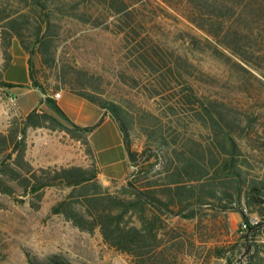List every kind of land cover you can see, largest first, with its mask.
Instances as JSON below:
<instances>
[{
    "label": "trees",
    "instance_id": "obj_1",
    "mask_svg": "<svg viewBox=\"0 0 264 264\" xmlns=\"http://www.w3.org/2000/svg\"><path fill=\"white\" fill-rule=\"evenodd\" d=\"M165 8L179 12L206 36L201 40L183 33L193 49L253 79L257 77L252 71L264 74V0H0L4 65L11 61L7 50L15 39L26 53L37 52L43 67L59 70L52 43L64 19L103 28L121 35L126 43L144 42V16L163 14ZM152 52L161 62L169 59L170 83L181 87L177 99L189 107L197 134L184 129L179 140V133L170 136L163 131L158 115H138L120 100L101 97L95 87L86 90L64 80L72 93L118 122L130 162L122 184L100 183L93 161L86 167L33 169L25 164L29 128L64 131L86 144L90 128L77 127L84 133L80 136L45 112L33 110L13 119L6 134L0 135V152L17 154L13 161L25 168L20 183L27 194L40 198L47 187L70 189L50 212L80 232L97 230L106 246L127 255L134 264H185L187 258L200 264L212 258L225 264H264V160L258 167L252 165L238 142L249 133V124L225 103L197 93L187 78L199 79V74L188 60L174 53L162 57ZM139 57L151 66L143 52ZM30 80L32 88L50 95L32 71ZM52 108L65 118L54 103ZM136 139L143 140L141 151L132 148ZM228 212H240L242 222L233 240L220 242L215 234L227 232ZM216 213L223 215L221 228L206 219ZM251 215L258 217L257 223L250 221ZM183 220L193 222L194 230L188 232L180 225ZM27 258L30 264H66L55 257L38 260L27 253Z\"/></svg>",
    "mask_w": 264,
    "mask_h": 264
},
{
    "label": "rangeland",
    "instance_id": "obj_2",
    "mask_svg": "<svg viewBox=\"0 0 264 264\" xmlns=\"http://www.w3.org/2000/svg\"><path fill=\"white\" fill-rule=\"evenodd\" d=\"M165 11L157 16L146 13L142 35L145 41L140 43H126L121 35L103 28L62 20L59 35L52 43L59 70L43 67L37 52L26 53L15 39L10 41L7 52L11 59L16 48L28 54L30 71L36 82L50 95L66 87L64 80L86 90L95 87L102 93L101 97L120 100L125 106H131V110L138 115H158L163 131L170 136L179 133L178 139L181 140L184 129L195 134L199 131L189 107L177 99L181 87L170 83L172 77L166 67L169 59L164 58L165 61L161 62L151 56L152 50L162 57L174 53L188 60L194 66L195 74H199V79L187 78L199 95L225 103L249 124V133L238 142L247 159L258 167L264 160V74L252 71L257 77L253 79L248 74L237 73L207 52L193 49L188 43L189 38L183 33L201 40H205L206 36L179 12L168 8ZM141 52L150 62V67L139 57ZM4 64V46L0 37V135L6 134L13 119L25 117L14 91L2 85L7 68ZM7 76L21 77L20 68L13 67ZM33 89L35 91L29 96L31 103L37 95L42 94L38 88ZM10 95L16 98L15 105L8 101ZM151 95L154 97L150 98ZM52 103V98L42 96L34 110L53 116L57 122L66 124L83 136L84 133L78 131L77 126L54 111ZM25 144L23 162L33 169L71 165L84 167L92 162L88 146L64 131L29 128ZM2 148L0 145V150ZM132 148L141 151L143 140L136 139ZM9 152H0V264H30L27 253L38 260L55 257L66 264H134L127 255L106 246L97 230L92 234L80 232L62 216L50 212L51 207L70 189L47 187L41 191L40 198L27 194L20 183L24 180L25 168L13 161L17 154ZM122 183L116 182L115 185ZM252 218L258 219L255 215H251ZM206 219L213 220L217 227L223 226L224 218L219 213ZM241 222L240 212H228V230L226 233L218 230L216 240H233ZM180 225L188 232L194 230L193 222L183 220ZM185 264L200 263L187 258ZM208 264H225V261L212 258Z\"/></svg>",
    "mask_w": 264,
    "mask_h": 264
},
{
    "label": "crops",
    "instance_id": "obj_3",
    "mask_svg": "<svg viewBox=\"0 0 264 264\" xmlns=\"http://www.w3.org/2000/svg\"><path fill=\"white\" fill-rule=\"evenodd\" d=\"M28 59V54L22 49L16 48L5 70L4 82L12 86L10 90L14 91L17 100L20 101L21 112L26 116L33 111L37 106V100L42 96L52 98L54 104L64 113L71 124L79 128L91 129L90 132L85 134L86 145L98 170L97 178L100 183L107 186L112 182H123L130 171V162L124 134L118 122L105 110L72 93L66 87L61 90L58 99H54L53 94H41L37 95L31 103L29 96L35 90L30 86ZM13 67L20 68L21 77L16 79L7 76V73Z\"/></svg>",
    "mask_w": 264,
    "mask_h": 264
},
{
    "label": "built area",
    "instance_id": "obj_4",
    "mask_svg": "<svg viewBox=\"0 0 264 264\" xmlns=\"http://www.w3.org/2000/svg\"><path fill=\"white\" fill-rule=\"evenodd\" d=\"M60 93H61V92H55V93L53 94V98H54V99H58V98L60 97ZM8 101H10V102L12 103V105H15V103H16V98H15L14 96L10 95L9 98H8ZM250 221H251L252 223H257L258 219H257V218H252V219H250Z\"/></svg>",
    "mask_w": 264,
    "mask_h": 264
},
{
    "label": "bare ground",
    "instance_id": "obj_5",
    "mask_svg": "<svg viewBox=\"0 0 264 264\" xmlns=\"http://www.w3.org/2000/svg\"><path fill=\"white\" fill-rule=\"evenodd\" d=\"M10 102V101H9ZM11 103V102H10ZM12 104V103H11Z\"/></svg>",
    "mask_w": 264,
    "mask_h": 264
}]
</instances>
